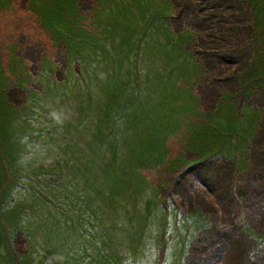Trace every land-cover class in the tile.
I'll return each instance as SVG.
<instances>
[{
  "label": "rangeland",
  "instance_id": "374dc122",
  "mask_svg": "<svg viewBox=\"0 0 264 264\" xmlns=\"http://www.w3.org/2000/svg\"><path fill=\"white\" fill-rule=\"evenodd\" d=\"M175 1L167 24V0H79L82 14L76 0H0V9L7 7L0 10V212H20L0 216V264H22L18 255L29 252L33 264H264V239L247 231H264V87L244 95L255 77L264 82V0ZM175 27L194 32L187 48L206 58L210 72L198 87L197 64L179 57L183 39L171 35ZM250 60L252 77L244 76ZM107 80L111 87L101 89ZM5 90L12 107L3 105ZM224 95L237 109L245 106L244 117L219 130L209 122L236 112L221 104ZM103 103L105 113L113 109V118L116 109L122 117L107 119L124 134L109 138L106 131L111 148L95 142L97 118L88 119L102 114ZM259 109L249 152L238 155L246 165L220 158L243 151L255 125L247 116ZM123 139L127 145H115ZM164 142L167 163L116 169L114 153L128 160L138 148L142 159V147ZM83 163L86 173L78 171ZM140 174L153 185H140ZM123 178L129 184L121 185ZM135 195L147 197L148 219L133 221ZM197 208L209 226L194 239L206 222L190 216ZM144 224L148 231L139 235Z\"/></svg>",
  "mask_w": 264,
  "mask_h": 264
},
{
  "label": "trees",
  "instance_id": "16d2710c",
  "mask_svg": "<svg viewBox=\"0 0 264 264\" xmlns=\"http://www.w3.org/2000/svg\"><path fill=\"white\" fill-rule=\"evenodd\" d=\"M1 1H4V0H1ZM9 0H5V2H8ZM97 1V3H98V0H96ZM167 1H169L171 4H172V9H171V12H169V15L168 16H170V17H168L167 19H168V21L166 22L167 24H168V22H171L172 24H173V22H172V19H174V17L172 16L173 14H172V12H173V10L175 9V7L177 6V2L175 1V0H167ZM96 3V4H97ZM76 9L78 10V12H80L79 14H82V11H80V5H79V0H76ZM96 6V5H95ZM7 7H2V9H0V10H3V9H6ZM65 14H67V10H64L63 12H62V15H65ZM170 33H171V35H173V36H175L176 38H178V37H181L182 39H183V42H182V45L179 47V57H181V58H183V57H187V58H189L190 60H191V58H193L194 60H195V63L197 64V66H196V75H197V77H196V79H195V86H197L198 87V83H200V82H202V80H206V78L208 77V74H209V72H210V70L208 69V67H207V63H206V58H205V56H202V55H200V52H195V48H192L191 49V47L190 48H187V46L189 45V44H191V40L192 41H195L196 40V38L194 37V32H191L190 30L189 31H183V30H180V29H178V28H174V29H170ZM188 35V36H187ZM166 43H169L170 44V41H167ZM253 48L256 50L257 49V45H253ZM176 53H178V52H176ZM66 68L65 69H68V67H69V57H68V55H67V53H66ZM189 59H184V62H183V64L184 65H188V64H190L191 63V61H189ZM74 63H76L77 64V62H73V64ZM73 64L71 65L72 66V68L74 67L73 66ZM249 65H250V67H249V69H247L246 71H245V75L244 76H248V77H252V76H255V72H254V69H253V62H252V60H250L249 61ZM0 66H1V60H0ZM250 73V76L248 75ZM247 77V78H248ZM247 78L245 77L244 78V80H245V83H247L246 81H247ZM256 78V80H257V82H253V83H250L249 85H248V83L245 85V92H244V95L245 96H250L251 95V93H253V92H255V90L257 89V88H260V87H264V82H262L261 83V80H259V78H257V77H255ZM107 83L106 84H102V88L101 89H105V88H109V86H110V84L108 83V80L106 81ZM111 87V86H110ZM247 91V92H246ZM225 97H227V96H223L222 98H221V100L220 101H222L221 102V104L223 103V104H229V107L232 109V107H233V109H235V115L234 116H227V117H225V122H223L222 120H224L223 118H222V116H220V115H218L221 119H219V120H217L216 118H213L212 119V121L213 122H209L210 123V125L212 124V126L213 127H216V128H219V130H220V128L223 126L224 127V129H226V130H228V129H230V128H232V127H234V125L233 126H231V122H232V120L233 119H236V117H239V118H241L242 117V119H243V117H244V114H242V113H240V110L242 109V108H244V107H242V108H240V109H237V105H236V99H227V98H225ZM2 98H3V105L4 106H6L7 108L8 107H12L11 105H10V103H9V101H8V99H6V90L4 91V93L2 94ZM203 99H204V97H203V95L202 94H200L199 92L197 93V101L198 100H200V103H202V101H203ZM219 101V102H220ZM113 101H108V104H111ZM218 102V103H219ZM95 103V94H93L92 92L91 93H89V107H92V108H94L95 109V107H96V105L94 104ZM104 104V103H103ZM102 104V105H103ZM106 104H107V102H106ZM220 105V104H219ZM104 107H102V114L101 113H99V116H98V114H95L94 116L92 115V113L90 114V116H89V118L88 119H90V120H93V119H95V118H97V124L99 125L98 126V133H97V135L100 137V139H98V140H96L95 142H102V144H106V143H110V148L114 145V142L112 143V142H108V139L109 138H111V135L113 136V138H114V136H115V134L117 135V136H119L120 138H123V132L121 131V129L118 127V128H115V127H113V124H111V127L109 126V120H107L108 119V117L109 118H111V119H113V118H117L118 120L117 121H119V120H121L122 119V117H119V115L117 114V111H116V109H115V114H114V116H113V118H112V116H111V112H112V110L113 109H110V110H108V112L107 113H105V104L103 105ZM222 106V105H221ZM251 107V106H250ZM252 108H256V107H252ZM258 109V108H257ZM218 110H219V108H217V113H218ZM241 112H243L242 110H241ZM259 113H260V115L258 116V114H256L255 112H254V114H248V116L247 117H251L252 118V121L253 122H255V125H254V128H253V130L251 131V132H248L247 133V137H246V139L245 140H243V141H245V145H244V149H243V151H238V150H235V151H237V152H234V155L233 156H230L229 158H227L224 154H222V157H220V158H226V159H229L231 162H233V163H240V165H241V167L243 166H245L246 165V163L248 162V161H246L245 159H242V158H240V157H238V155H241L242 157H246L247 156V154H248V152L249 151H247L246 150V146H247V143H248V141L250 140L249 138H252V136L253 135H255L256 133H257V130H258V128L260 127V125H261V123H262V116H263V111L262 110H260L259 109ZM113 114V113H112ZM100 115H103L102 117H100ZM258 116V117H257ZM111 121H113V120H111ZM214 121H216V122H214ZM114 122V121H113ZM214 123V124H213ZM115 124H117V122L115 123ZM210 125H207V126H210ZM212 126H210V127H212ZM243 127V125H238V129L239 130H241V128ZM106 131H108V133H111L110 134V137L108 138V136H107V132ZM114 132H115V134H114ZM220 134H222V136H223V133L221 132ZM217 137H219V136H217ZM241 138V137H240ZM237 139L236 138V140H237V143H239L240 141H241V139ZM65 141H67V136L65 137ZM122 144H125V140L123 139V140H119L115 145H122ZM145 144V142H143V144H142V146ZM95 145H97L96 143H95ZM125 145H127V144H125ZM160 145V147H159V149H157V147ZM92 148H93V146H92ZM142 150H143V155L141 156V158L142 159H140L139 158V151H138V148H133V149H131V151H130V153H131V157H129L128 158V160H124V159H121V160H118V155H117V152H116V154L114 153V161H116V165H117V167H116V169H124V171L125 172H127V171H131V170H136V169H138V170H141V171H143V170H145V169H147V168H151V167H155V166H157L158 164H165V163H167L168 162V153H169V150H168V148L166 147V145H165V142H164V144H150V145H148V147H142L141 148ZM191 149H193V147L191 148V147H189V149H188V151H189V153H190V150ZM110 150V149H109ZM153 151L155 152V153H157V154H154L153 153ZM95 152L98 154V155H101V154H103V150L102 149H97V150H95ZM116 156V157H115ZM197 156V155H196ZM131 158V159H130ZM204 158V159H203ZM199 157V156H197V160H199V161H204V160H208V159H211L212 157H210V156H205V157ZM185 159H186V157L184 158H182V160L180 159V160H178L179 162H180V164L177 162V160L175 159L174 161H172V162H170V166L172 167V168H175V167H178L179 165H181V163L183 164V163H185ZM195 161V160H194ZM120 162L122 163V164H120ZM135 162V163H134ZM177 162V163H176ZM23 164V163H22ZM109 164H110V166L113 164V160L111 161V162H109ZM179 164V165H178ZM25 166V169L24 168H22V167H19V171L20 172H23L24 170H26L27 171V168H26V166L28 165V164H24ZM108 165V164H107ZM81 166H87L86 164H81L79 167H78V171L79 172H84V173H86L87 172V168H81L80 169V167ZM107 166H105V167H102L103 169H105ZM82 170H84V171H82ZM78 175L75 173V177H77ZM140 176L141 177H139V178H137V181H139V182H141V184L140 185H143V186H148V185H153V183L148 179V178H146L145 176H143L142 174H140ZM78 178V177H77ZM57 179L59 180V182H61V180H60V178L59 177H57ZM129 179L128 178H123V182H122V184L121 185H126V184H129ZM145 188L146 187H144V188H142V189H138L137 190V192L138 193H143V192H145ZM1 191L2 190H0V203H2V204H4V203H6L5 202V199H4V197H3V192H2V194H1ZM158 189H157V195H156V198H157V200L159 201V198H158ZM134 198L135 199H137V201L135 202V206H136V209L135 210H130V212H131V214H132V218H133V221H135L136 219H138L139 217H145V219H148L149 217H150V211L152 210V208H149V209H147V204H148V200H147V197H145V198H140L139 199V197L137 196V195H135L134 196ZM142 199V200H141ZM143 202L142 203V205H140V202ZM157 205H159L160 207H161V205L159 204V202L157 203ZM23 207V206H22ZM18 213H20L19 211H16V212H11L10 214L8 213L7 215H5V214H1V212H0V216L2 217V219H4V220H8V219H10V217H12L13 219H15L16 218V216L15 217H13V215H18ZM9 215V216H8ZM128 217H129V213H128ZM194 217H197V214L195 213L194 214ZM146 223H148V221H146ZM2 226V222H1V220H0V227ZM148 226L146 225V224H144V225H142L139 229H136V232L140 235V233H144V231H143V229L147 232L148 231ZM200 228H202V229H204V228H206V226H200ZM134 230L135 229H132V231H133V235H132V239L134 240V239H138V238H141V237H139L137 234H136V232H134ZM247 231L250 233L249 235H251L253 238H255V239H257V240H259L258 238H262V239H264V231H263V233H256V231H254V230H251V229H248L247 228ZM194 237V235L193 236H191V238L189 239V240H192V238ZM196 237V236H195ZM195 237H194V239H195ZM193 239V240H194ZM139 240V239H138ZM2 239L0 238V245L1 244H3L2 242ZM10 243H12V238L10 239ZM264 243V242H263ZM3 249V248H2ZM1 249V250H2ZM30 253V252H29ZM21 254L22 256H24V257H22L21 255H18L20 258H23V261H22V264H33L32 262H30V261H28L27 260V262H26V258L27 257H29L30 256V254ZM1 255L3 256V257H5V259H10V260H12V255L11 254H8V252L7 251H5V253H1ZM16 264H18L17 262H16ZM45 264H47V263H45Z\"/></svg>",
  "mask_w": 264,
  "mask_h": 264
},
{
  "label": "snow or ice",
  "instance_id": "6c2138e0",
  "mask_svg": "<svg viewBox=\"0 0 264 264\" xmlns=\"http://www.w3.org/2000/svg\"><path fill=\"white\" fill-rule=\"evenodd\" d=\"M205 162H206V163H209V162H210V159H209V160H206Z\"/></svg>",
  "mask_w": 264,
  "mask_h": 264
},
{
  "label": "clouds",
  "instance_id": "9594fccd",
  "mask_svg": "<svg viewBox=\"0 0 264 264\" xmlns=\"http://www.w3.org/2000/svg\"><path fill=\"white\" fill-rule=\"evenodd\" d=\"M57 119H59V117H57Z\"/></svg>",
  "mask_w": 264,
  "mask_h": 264
}]
</instances>
